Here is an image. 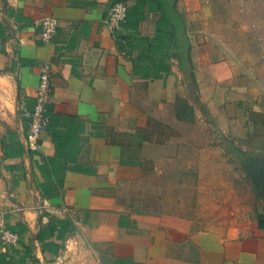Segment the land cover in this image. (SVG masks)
Segmentation results:
<instances>
[{
  "label": "crops",
  "instance_id": "0c3cea01",
  "mask_svg": "<svg viewBox=\"0 0 264 264\" xmlns=\"http://www.w3.org/2000/svg\"><path fill=\"white\" fill-rule=\"evenodd\" d=\"M111 1L0 0V211L20 234L13 247L15 261L30 264L35 257L40 264H264V141L240 139L252 126L240 127L233 110L222 107L215 113L211 108L221 132L242 143L229 144L253 163L249 170L257 188H249L247 217L233 220L224 230L205 228L214 223L202 215L171 212L179 207L170 198L158 197L160 191L155 190L150 204L135 197L144 192L145 177L156 180L166 174L181 142H197L184 129L198 114L184 99L191 113L180 119L175 107L173 120L166 121V107L175 103L186 75L176 60L160 78L133 74L131 60L104 21ZM45 15L58 21L49 41L39 35L38 21ZM153 18L141 23L142 35L154 34ZM191 57L195 65L193 47ZM44 62L51 65L48 122L37 150L29 152L24 146L25 112L34 104ZM197 68L194 85L200 97L193 99L216 106V100H224L223 93L212 86L204 90L209 80L201 78ZM156 122L168 133L156 130ZM204 139L205 144L198 145L200 163L204 161L200 179L206 177L204 166L212 164L202 153L211 147L208 136ZM44 158H55L65 168L62 186L48 198L39 190L43 176L37 165ZM62 207L72 212L76 223L61 213ZM50 217L69 221L72 230L61 238L46 237L43 249L36 235ZM17 223L27 230L22 232ZM25 245L32 247L28 255Z\"/></svg>",
  "mask_w": 264,
  "mask_h": 264
},
{
  "label": "rangeland",
  "instance_id": "374dc122",
  "mask_svg": "<svg viewBox=\"0 0 264 264\" xmlns=\"http://www.w3.org/2000/svg\"><path fill=\"white\" fill-rule=\"evenodd\" d=\"M175 2L186 22L198 72L201 78L209 80V85L203 89L210 90L211 86L219 89L224 100H216V106L208 105L202 99L195 101L193 98L200 95L194 83L187 77L181 80L182 87L176 101L166 107L164 117L166 121L173 120L174 108L187 99L198 117L196 119L194 113L193 121H185L188 124L184 132L190 139L196 138L197 142H181L175 161L166 168L169 177L166 174L156 180L155 176L145 177L144 192L135 197H141L145 204H150L155 200V190L160 191L158 197L163 201L170 198L179 207L171 212L202 215L214 223V226L205 228L224 230L249 215V188L254 190L257 185L253 187L249 170L253 163L227 142L239 145L241 140L236 141L233 136L221 132L217 115L211 108L215 113L222 107L229 108L230 112L233 110V117L240 119V127L252 126L249 134L240 139L250 141L251 138L255 143L264 141V0ZM195 65L194 73L197 71ZM156 123V130L168 133L165 126ZM207 136V144L211 147L202 153L209 155L208 162L212 164L204 166L206 177L201 180L199 166L204 161L200 163L201 146L198 145L205 144ZM2 245L0 240V247Z\"/></svg>",
  "mask_w": 264,
  "mask_h": 264
},
{
  "label": "trees",
  "instance_id": "16d2710c",
  "mask_svg": "<svg viewBox=\"0 0 264 264\" xmlns=\"http://www.w3.org/2000/svg\"><path fill=\"white\" fill-rule=\"evenodd\" d=\"M112 1L128 2V0ZM133 1L129 5L125 22L119 29L113 31L119 49L124 51L132 62L133 74L144 78H160L163 73L170 71L172 60H176L179 70L194 83L195 73L191 57L192 45L184 16L178 10L175 0ZM151 15L154 17L152 20L154 34L152 36L142 35L141 23L151 20ZM134 52H137V54L132 56ZM190 113L191 107L187 103L184 102L177 106V116L180 119H185ZM54 134L53 131V140L55 145L58 146V140ZM232 148L235 147L232 146ZM37 168L43 176V181L39 183L41 196L44 198L55 196L63 184L65 168L55 158H44L42 163L37 165ZM18 225L21 226L20 230L22 232L27 230V227L20 225V223L15 226ZM7 226L9 229L16 231L14 227L8 224ZM71 230L72 227L69 221L50 217L45 227L39 229L36 239L43 244L44 249L47 245L43 243L46 237L56 235L61 238ZM13 247L0 249V264H17L13 257L15 251ZM54 249L56 250V247ZM24 251L28 255L32 252V247L25 245ZM30 264L40 263L37 258L31 257Z\"/></svg>",
  "mask_w": 264,
  "mask_h": 264
},
{
  "label": "built area",
  "instance_id": "2783aa9c",
  "mask_svg": "<svg viewBox=\"0 0 264 264\" xmlns=\"http://www.w3.org/2000/svg\"><path fill=\"white\" fill-rule=\"evenodd\" d=\"M129 5L123 1L113 2L104 18L105 23L114 31L121 27L127 18ZM40 26V39L49 41L55 34L58 21L55 17L45 15L38 21ZM51 65L44 62L39 71L38 83L35 90V99L32 109L25 112L28 127L24 137V146L27 151H36L42 132L48 122L46 115L47 105L51 100ZM72 223H76L72 212L67 207L60 209ZM0 240L2 249L14 246L19 240V234L8 228L5 214L0 211ZM65 248L67 245L65 244Z\"/></svg>",
  "mask_w": 264,
  "mask_h": 264
},
{
  "label": "water",
  "instance_id": "95a60500",
  "mask_svg": "<svg viewBox=\"0 0 264 264\" xmlns=\"http://www.w3.org/2000/svg\"><path fill=\"white\" fill-rule=\"evenodd\" d=\"M262 187H263V189H264V186H263V184H262Z\"/></svg>",
  "mask_w": 264,
  "mask_h": 264
}]
</instances>
